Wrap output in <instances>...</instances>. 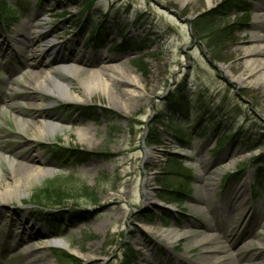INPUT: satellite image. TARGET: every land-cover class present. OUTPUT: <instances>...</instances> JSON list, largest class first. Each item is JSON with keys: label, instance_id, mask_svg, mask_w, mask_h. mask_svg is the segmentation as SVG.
<instances>
[{"label": "rangeland", "instance_id": "374dc122", "mask_svg": "<svg viewBox=\"0 0 264 264\" xmlns=\"http://www.w3.org/2000/svg\"><path fill=\"white\" fill-rule=\"evenodd\" d=\"M212 2L0 0V177L10 185L7 159L31 155L50 170L23 195L0 184V264H205L196 242L210 236L221 258L260 263L264 76L243 85L234 77L253 32L264 36V0ZM26 24L34 48L53 42L27 67L16 50ZM58 58L75 71L73 102L29 84ZM113 64L140 80L141 95L127 99L130 84L117 78L106 95L85 96L79 72ZM50 113L56 136L33 134L27 122ZM78 129L90 131L87 141ZM36 200L65 212L32 218ZM50 231L65 249L45 245Z\"/></svg>", "mask_w": 264, "mask_h": 264}, {"label": "bare ground", "instance_id": "6f19581e", "mask_svg": "<svg viewBox=\"0 0 264 264\" xmlns=\"http://www.w3.org/2000/svg\"><path fill=\"white\" fill-rule=\"evenodd\" d=\"M182 2H186L188 0H180ZM213 4L212 0H208V5L211 6ZM259 12L257 15V24L260 28L261 25L264 23V7L258 8ZM28 24L22 27L21 29V37L17 40V44L23 45V48H17L16 50H19V54L21 56H24L23 62L24 65L27 67L29 65L31 59H35L37 57V52H42L45 50L53 51V42L48 39L46 44V49L40 50L39 48H34V44H29L31 39H27L26 33H29L31 28ZM29 28V29H28ZM32 34V32H30ZM45 35V32H44ZM252 39L254 42V45L251 47H247L244 49V54L246 56L244 69L234 77V80L239 84L243 85L246 83H253L255 81L261 80L264 76V62L261 58V55L264 53V36L261 34V30H255L252 34ZM32 49V54L29 55L28 51L29 49ZM91 59V58H90ZM67 60L63 58H58L55 62V67L48 70H40L37 72L38 74H35L34 76L32 74L29 75V84L32 85L35 89L40 90H46L50 93L52 96L51 101L56 102L55 99H60L64 102H73L74 100L79 99L80 97L78 95H75L72 93L70 86L72 83V77L75 75V71L72 66H68L66 63ZM39 65V64H38ZM36 65V66H38ZM35 66V67H36ZM79 67V66H77ZM81 68V67H79ZM226 72L231 75V71L226 68ZM79 76L82 78L83 76H87V78H83L81 82H83L82 87H84V95L87 97H91L101 89V91L106 95L111 86H110V79H119L121 81H124L130 86L126 88L125 92L127 94V99L137 97L141 95V83L140 80H138L135 76H133L126 68H121L120 66H117L115 64L109 65L106 67H103L101 70H98L97 72L89 73L86 70H82L79 72ZM51 114V113H50ZM40 117L39 119L30 120L27 122L29 125V130L33 132V134L39 135V136H49L52 134L53 136H56V133L58 129L60 128L58 121V117L54 116L53 114ZM23 130L24 127L22 126ZM22 130V131H23ZM78 138L80 141H87L88 140V132H90L88 129H78ZM31 158L27 160L26 162H15L11 161L10 159H7V164L11 169H15L16 171L13 172V182L9 185L5 182H3V177H0V184L3 185V189L5 193H14L19 192L21 195L24 194V190L27 188V185H30L31 180H37L41 179L46 173H49L50 170H44V169H38L35 167L36 165L32 164H38V163H46L42 160H38L34 158L35 156L31 155ZM4 158V156L0 155V159ZM5 159V158H4ZM26 160V158H23ZM30 163V164H29ZM19 169L22 171V176L18 175ZM2 189V188H0ZM243 186L234 187V195L236 198V202H241L245 204V199H241V196H243L244 191L242 190ZM151 199V198H150ZM239 199V200H238ZM238 200V201H237ZM151 202V201H149ZM238 202V203H239ZM238 205L237 203H235ZM240 204V203H239ZM1 210V208H0ZM228 221V220H227ZM51 234L48 236V242L45 245H48V248H51L54 246V244L62 245L64 247H67V243L64 240L63 237L60 236H54L55 234L50 231ZM55 238V239H54ZM214 237H206L202 238L201 240H198L196 242L197 246L208 253L209 256L206 259L205 264H237L236 259L233 256H230L228 258H221L218 256V247L212 243L214 241ZM52 241V246L50 242ZM54 241V242H53ZM261 249L259 250V264H264V244H262ZM196 263V262H195ZM257 263V262H256ZM199 264V263H196ZM204 264V263H201ZM255 264V263H254Z\"/></svg>", "mask_w": 264, "mask_h": 264}, {"label": "trees", "instance_id": "16d2710c", "mask_svg": "<svg viewBox=\"0 0 264 264\" xmlns=\"http://www.w3.org/2000/svg\"><path fill=\"white\" fill-rule=\"evenodd\" d=\"M5 13V12H4ZM36 196H37V193L35 194V198H36ZM49 198V197H48ZM39 199V198H38ZM34 204H36L37 206L39 205V207H40V211H37L36 213H35V215L34 216H38V217H40V218H42V219H50V218H54V217H57L58 215H60V214H62V213H64L65 211H61V212H59V213H50V212H47V206H49L50 204H43V202H41L40 200H36V202H33ZM47 203H50V202H48L47 201ZM52 204H51V206H55V205H62L61 203H62V201L60 200V201H58L57 203L56 202H51ZM54 204V205H53Z\"/></svg>", "mask_w": 264, "mask_h": 264}, {"label": "water", "instance_id": "95a60500", "mask_svg": "<svg viewBox=\"0 0 264 264\" xmlns=\"http://www.w3.org/2000/svg\"><path fill=\"white\" fill-rule=\"evenodd\" d=\"M61 211H63V210H62V209H59V211H57V212H61ZM57 212H56V213H57ZM53 213H54V212H53Z\"/></svg>", "mask_w": 264, "mask_h": 264}]
</instances>
